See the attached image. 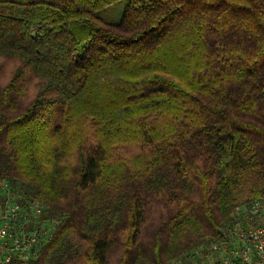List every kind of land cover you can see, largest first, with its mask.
I'll use <instances>...</instances> for the list:
<instances>
[{
    "label": "trees",
    "instance_id": "16d2710c",
    "mask_svg": "<svg viewBox=\"0 0 264 264\" xmlns=\"http://www.w3.org/2000/svg\"><path fill=\"white\" fill-rule=\"evenodd\" d=\"M118 1L0 0V184L56 224L3 264H167L264 200V0Z\"/></svg>",
    "mask_w": 264,
    "mask_h": 264
},
{
    "label": "built area",
    "instance_id": "2783aa9c",
    "mask_svg": "<svg viewBox=\"0 0 264 264\" xmlns=\"http://www.w3.org/2000/svg\"><path fill=\"white\" fill-rule=\"evenodd\" d=\"M0 264L36 258L56 224L42 220L43 207L0 184ZM220 235L206 238L167 264H264V200L252 199L227 215Z\"/></svg>",
    "mask_w": 264,
    "mask_h": 264
},
{
    "label": "rangeland",
    "instance_id": "374dc122",
    "mask_svg": "<svg viewBox=\"0 0 264 264\" xmlns=\"http://www.w3.org/2000/svg\"><path fill=\"white\" fill-rule=\"evenodd\" d=\"M127 4V0H120L116 2L115 4L111 5V7H107L100 12H98L97 16L103 20V22L106 23H112V24H117L120 22L123 12H124V7ZM0 195H1V190H0ZM248 200V199H247ZM245 200V201H247ZM243 202V201H242ZM206 238H212L211 236L206 237Z\"/></svg>",
    "mask_w": 264,
    "mask_h": 264
}]
</instances>
